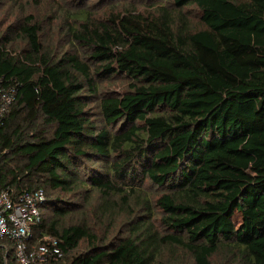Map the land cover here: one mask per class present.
I'll use <instances>...</instances> for the list:
<instances>
[{"label":"trees","instance_id":"trees-1","mask_svg":"<svg viewBox=\"0 0 264 264\" xmlns=\"http://www.w3.org/2000/svg\"><path fill=\"white\" fill-rule=\"evenodd\" d=\"M139 4L71 12L61 50L31 16L0 24V74L17 85L0 186L44 191L32 242L59 240L52 264H171L173 247L264 264V0ZM114 76L130 88L102 94Z\"/></svg>","mask_w":264,"mask_h":264},{"label":"rangeland","instance_id":"rangeland-1","mask_svg":"<svg viewBox=\"0 0 264 264\" xmlns=\"http://www.w3.org/2000/svg\"><path fill=\"white\" fill-rule=\"evenodd\" d=\"M145 0H0V24H13L16 19H22L25 16H31L34 22H38L43 27V33H41V42L47 48V50H61L66 49V37L64 35V28L62 23L71 12L78 9H88L93 14L94 18H104L110 12L122 11L123 8L140 5ZM142 9V8H140ZM193 23L198 20L195 11L189 13ZM21 44V43H20ZM22 45V44H21ZM129 83L122 77H113L111 81H101L100 89L102 94L109 95H121L125 93L130 87ZM96 98L90 97L89 107L92 110L93 117L97 116L95 104ZM146 187L155 193L153 187L149 185V182L145 184ZM88 213L87 221L94 227V231L97 234H101L105 229L102 223H96L91 217L90 210ZM126 217L119 216L115 221V226L111 231L108 239H112L113 236L123 235L126 230V225L122 226V229L117 232L121 223H124ZM233 220L238 225L240 215L238 212L233 214ZM125 224V223H124ZM117 236V237H118ZM119 239V237H118ZM172 258L171 264H191V256L182 248L173 247L172 253L169 254ZM216 263H224L223 256L215 255L211 258Z\"/></svg>","mask_w":264,"mask_h":264},{"label":"built area","instance_id":"built-area-1","mask_svg":"<svg viewBox=\"0 0 264 264\" xmlns=\"http://www.w3.org/2000/svg\"><path fill=\"white\" fill-rule=\"evenodd\" d=\"M17 96V85L0 74V127ZM42 189L15 195L11 187L0 186V250H12L14 264H52L62 257L59 240L46 235L32 242V226L40 222L44 211Z\"/></svg>","mask_w":264,"mask_h":264}]
</instances>
